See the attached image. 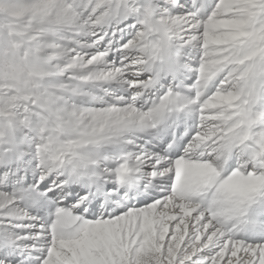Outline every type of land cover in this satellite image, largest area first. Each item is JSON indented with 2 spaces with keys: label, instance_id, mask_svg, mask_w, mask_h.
Segmentation results:
<instances>
[{
  "label": "snow or ice",
  "instance_id": "obj_1",
  "mask_svg": "<svg viewBox=\"0 0 264 264\" xmlns=\"http://www.w3.org/2000/svg\"><path fill=\"white\" fill-rule=\"evenodd\" d=\"M0 264H264V0H0Z\"/></svg>",
  "mask_w": 264,
  "mask_h": 264
}]
</instances>
